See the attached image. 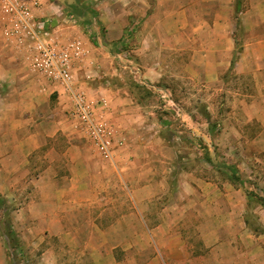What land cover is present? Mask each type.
Segmentation results:
<instances>
[{
	"label": "rangeland",
	"instance_id": "374dc122",
	"mask_svg": "<svg viewBox=\"0 0 264 264\" xmlns=\"http://www.w3.org/2000/svg\"><path fill=\"white\" fill-rule=\"evenodd\" d=\"M61 3L69 15L64 12L63 17L74 20L80 27L78 37L88 49L87 57L78 63L85 65L82 68L86 71L85 87L76 85V90H83L91 101H105L103 120L123 139L122 147L116 149L119 157L127 154L129 140L106 118L107 93L128 97L142 115L141 121H137L135 137H131L135 145L131 158L118 162L123 180L115 189L109 188L104 205L107 212L100 217V223L107 226L114 220V208L117 210L120 205L125 223L121 232L122 246L111 249L92 241L87 254L89 259L96 258L98 262L86 264H216L210 257L215 254L199 245V232L193 226L197 217L188 211L180 217L183 235L187 238L182 257L177 256L173 246H160V233L153 242L150 240L142 216L138 215V231H130L131 217L127 215L136 209L131 188L158 182L164 185L165 193L138 208L145 213L143 218L148 219L150 226H157L162 221L161 210L173 207L172 193L177 179L195 175L206 182L229 183L219 167L224 163L234 165L243 182V185L231 184L237 189L242 187L246 194L244 219L248 221V232L264 236L254 231H264V209L257 202H249L247 196L248 190L264 196L259 184L261 176L264 177L263 170L257 173L259 166L264 165L263 158L257 157L259 153L253 150L251 153L256 157L252 154L242 157L229 151V144L242 141L237 133L232 134L233 126L239 130L238 125L242 127L247 122L234 117L240 111L251 115L248 100L255 95L250 76L240 77L227 68L236 42L244 46L248 41L245 25L243 22L238 25L234 16L235 0H62ZM246 6L249 7V0ZM224 28L229 31V37L220 42L215 33ZM229 50L231 57H222ZM215 53L220 54L217 60ZM212 67L217 71L210 72ZM96 83L99 84L96 90L102 88L97 94L99 98L90 95V86ZM253 131L245 132L253 138ZM207 157L212 163L207 162ZM1 195L8 202L10 216L4 221L0 218V264H69L68 250L62 243L41 238L33 241V234L22 230L23 218H19L16 211L24 202L23 196L15 200ZM166 217L169 218L168 214ZM8 226L17 234L20 243L17 250L11 248L5 233ZM162 234L167 235V231ZM106 235L107 244L111 245L114 233ZM135 235L138 238L132 246L131 238Z\"/></svg>",
	"mask_w": 264,
	"mask_h": 264
},
{
	"label": "crops",
	"instance_id": "0c3cea01",
	"mask_svg": "<svg viewBox=\"0 0 264 264\" xmlns=\"http://www.w3.org/2000/svg\"><path fill=\"white\" fill-rule=\"evenodd\" d=\"M38 1L40 6L35 13L38 19L47 21V29L53 36L69 41L81 35L80 27L70 25L63 20L66 17L60 16L64 14L62 0ZM263 2L249 0V7L241 17L248 41L241 46L243 49L232 70L240 77L252 78L255 95L248 100L251 115L240 111L234 117L247 122L242 127L238 125L239 130L233 126L232 134L237 133L242 141L229 144V151L242 157L251 154L256 157L251 153L253 150L264 161ZM228 32L224 28L215 34L223 42L228 40ZM90 49L93 52L92 46ZM213 56L217 60L220 54ZM222 57L230 58L231 51ZM27 64L24 52L4 38L0 25V193L15 200L23 196L24 202L16 212L19 218H23L20 222L22 230L33 234V241L41 238L62 243L68 250L69 264L98 262L96 258L89 259L87 254L92 241L111 249L122 246L121 232L125 223L120 205L117 210L114 208V220L107 226L100 223V217L107 212L104 205L109 188L113 186L115 189L123 180L118 162L131 158L135 147L131 137H135L137 121H141L142 115L128 97L107 93L106 118L129 141L126 155L119 157L116 154L113 161H105L74 118L71 99L63 87L28 70ZM215 66L218 68V63ZM83 67L85 65L78 63L73 66L77 87H85L86 71L83 72ZM216 67L210 72H216ZM227 68L230 70L231 64ZM98 85L90 86L93 97L102 92V88L96 90ZM241 101L248 103L246 99ZM252 129L253 138L245 132ZM259 172L264 173V165L259 166ZM183 178L177 179L178 184L172 193V209L165 207L161 210L162 221L155 227L149 225L148 219L143 218L145 213L139 212L138 208L163 195L164 185L154 182L131 188V198L137 210L127 215L131 217L129 230L138 231V215L142 216L150 240L153 242L160 233V246H173L177 249V256L182 257L187 238L183 235V219L180 217L188 211L197 217V224L195 222L193 226L199 232V245L215 254L210 256L213 263L264 264V236L249 233L244 219L247 203L244 189L235 188L231 182L223 185L206 182L195 175ZM259 184L264 190V177L261 176ZM165 231L167 235L164 236ZM107 232L114 233L111 245L106 241ZM137 238L136 235L131 238L132 246ZM110 260L111 263L115 261L112 254ZM150 261L154 263V259Z\"/></svg>",
	"mask_w": 264,
	"mask_h": 264
},
{
	"label": "built area",
	"instance_id": "2783aa9c",
	"mask_svg": "<svg viewBox=\"0 0 264 264\" xmlns=\"http://www.w3.org/2000/svg\"><path fill=\"white\" fill-rule=\"evenodd\" d=\"M38 0H0V25L4 38L26 57L29 69L62 86L72 99V114L105 161H113L123 139L105 120V101H91L83 90H76L73 66L84 61L88 49L81 37L64 43L47 29V21L38 19ZM63 17V15H60ZM64 21L76 26L74 20ZM58 37V36H57ZM119 139V140H118Z\"/></svg>",
	"mask_w": 264,
	"mask_h": 264
},
{
	"label": "trees",
	"instance_id": "16d2710c",
	"mask_svg": "<svg viewBox=\"0 0 264 264\" xmlns=\"http://www.w3.org/2000/svg\"><path fill=\"white\" fill-rule=\"evenodd\" d=\"M246 9H247L246 0H235V3H234V16H235V19L238 22V25H241V15L246 11ZM65 14L68 15L67 12H65ZM236 45L237 46H236V49H235V53H234V56H233V59H232V62H231V70L234 68V66H235V64H236V62L238 60L239 54L241 53V51L243 49L241 47V45L238 44V42H236ZM136 88H138V87L136 86ZM207 154H208V152H207ZM207 162L208 163H212L210 157H207ZM219 167L222 168V173L226 175V177H227L226 179L229 182H231L233 184H241V185H243V182H242L241 178L237 175L238 174V170H237V168L234 165L224 163V164L219 165ZM247 196L249 198V202L250 201L251 202H257L258 205L261 206L264 209V196L260 197V196L257 195L256 192L249 191V190L247 191ZM8 216H10V211H8V202H7L6 198L0 194V218H1L2 221H4L3 219H5V218L7 219ZM246 224H248V221H247ZM254 231L256 233H259V232L260 233H264V231H259L257 229H255ZM5 233H6L7 237L10 240L11 248L14 249V250H17L19 248L20 243L18 241L17 234L14 231V229H12L11 227L9 228V226H8L5 229Z\"/></svg>",
	"mask_w": 264,
	"mask_h": 264
}]
</instances>
